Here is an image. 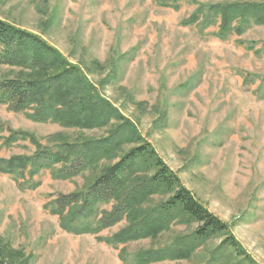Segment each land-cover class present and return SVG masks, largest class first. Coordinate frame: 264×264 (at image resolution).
Wrapping results in <instances>:
<instances>
[{"label":"rangeland","instance_id":"rangeland-1","mask_svg":"<svg viewBox=\"0 0 264 264\" xmlns=\"http://www.w3.org/2000/svg\"><path fill=\"white\" fill-rule=\"evenodd\" d=\"M232 1L238 0H0V18L40 34L81 65L195 196L229 224L255 263L264 264V25L222 40L218 25L183 23L200 4ZM18 70L0 66V79ZM11 130L32 136L6 144ZM107 131L34 122L26 111L0 105V158L31 155L57 133L74 141ZM111 162L68 179L51 169L25 177L0 172V247L8 261L138 264L135 253L192 230L195 225L173 224L156 239L116 246L101 238L126 219L99 233L63 229L52 201L85 189ZM221 240H208L189 258L148 264H205ZM219 253L217 264H249L231 248Z\"/></svg>","mask_w":264,"mask_h":264},{"label":"trees","instance_id":"trees-1","mask_svg":"<svg viewBox=\"0 0 264 264\" xmlns=\"http://www.w3.org/2000/svg\"><path fill=\"white\" fill-rule=\"evenodd\" d=\"M183 23H198L204 28L218 25L215 35L225 40L232 34H244L254 25H264V2L200 4ZM260 50L264 52V45ZM0 66L19 69L15 76L0 79V105L16 112L26 111L34 122L108 129L102 137L84 136L74 141L57 133L48 144L37 143L31 155L0 158V172L25 177L51 169L59 179L114 161L103 165L101 173L85 189L59 194L52 201L63 229L74 234L99 233L126 219L127 224L118 232L101 238L118 246L156 239L173 224L195 225L167 246L135 253V262L189 258L205 242L220 237L219 248L205 264H217L222 248H231L236 256L256 264L229 224L195 196L133 122L101 93L81 65L40 34L0 18ZM10 132L6 144L32 136L20 130ZM154 196L160 199L153 202ZM109 204L111 208L105 209ZM24 260L9 262L0 247V264H21Z\"/></svg>","mask_w":264,"mask_h":264}]
</instances>
